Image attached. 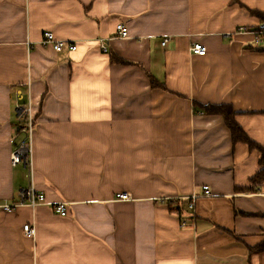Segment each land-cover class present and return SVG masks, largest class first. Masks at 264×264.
Listing matches in <instances>:
<instances>
[{"label":"crops","instance_id":"crops-1","mask_svg":"<svg viewBox=\"0 0 264 264\" xmlns=\"http://www.w3.org/2000/svg\"><path fill=\"white\" fill-rule=\"evenodd\" d=\"M263 26L264 0H0V206L29 184L45 202L0 210V264H264V154L203 112L264 149Z\"/></svg>","mask_w":264,"mask_h":264},{"label":"built area","instance_id":"built-area-1","mask_svg":"<svg viewBox=\"0 0 264 264\" xmlns=\"http://www.w3.org/2000/svg\"><path fill=\"white\" fill-rule=\"evenodd\" d=\"M260 31L261 34L264 35V26L261 28ZM116 34L119 38H125L127 37L128 33L126 30V27L123 25L116 26ZM43 40L42 45L43 46H49L51 49H53L56 52H60L62 48L67 47L69 50H75V44H72L68 41H61L56 40L54 36H52V33L44 32L42 33ZM166 40H163L161 42V46H164L166 43ZM99 48L103 52H107V48L104 47L103 44H99ZM188 52L190 55L193 56H203L206 52V48L204 45H201L200 43L195 42L194 44H191ZM16 123L17 125V133H19L20 138L11 139L10 143L14 145V149L12 150V154L10 155V166H14L17 164H21L24 166V168L27 170V177L29 180V175L31 172V166H30V144L32 140V133H33V122H32V116H31V110L28 106L19 108L17 110L16 115ZM201 189L203 190L202 195L205 197H210L211 193L210 190L207 188V186H202ZM19 200L17 202H13L11 205H1L0 210L3 212H11L13 211V208L17 206L26 205L27 207H36L39 205L44 204V195L37 193L31 184L27 186L26 189H21L18 192ZM116 199L127 201L130 196L124 193L116 194ZM196 199L195 196H192L187 199V209L191 211L194 207V200ZM52 208L53 212L60 216L66 215V208L65 203L63 202H56L55 204H51L49 206ZM184 225V223H182ZM23 234L26 237H32L34 235V228L29 223L22 228Z\"/></svg>","mask_w":264,"mask_h":264},{"label":"trees","instance_id":"trees-1","mask_svg":"<svg viewBox=\"0 0 264 264\" xmlns=\"http://www.w3.org/2000/svg\"><path fill=\"white\" fill-rule=\"evenodd\" d=\"M155 83V82H154ZM205 114L207 115H219L223 116L224 123L226 128L230 131L232 136V141L234 143H244L249 146L251 149H258L261 153L264 154V149L261 148L259 145L254 144L252 141L249 140V138L246 136L243 130H241L238 125L235 122V114L232 111V108L230 106H216V105H207L204 107ZM262 173H257V175L253 178V182L260 181ZM170 210H172L171 206ZM263 246V245H262ZM264 247V246H263Z\"/></svg>","mask_w":264,"mask_h":264}]
</instances>
